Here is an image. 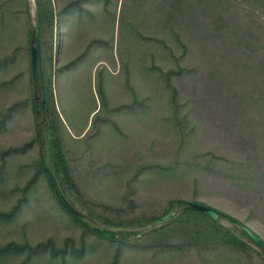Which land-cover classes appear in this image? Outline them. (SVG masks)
Returning <instances> with one entry per match:
<instances>
[{"label":"trees","instance_id":"1","mask_svg":"<svg viewBox=\"0 0 264 264\" xmlns=\"http://www.w3.org/2000/svg\"><path fill=\"white\" fill-rule=\"evenodd\" d=\"M92 0H72L57 6L53 0H35L36 20L39 23L43 78L45 90L44 137L56 163L55 173L62 177L68 188L83 196V188L75 178L66 146V127L57 109L53 75L85 57L93 45L92 41L79 56L68 65L54 67L58 59V39H54L57 25L68 17L77 15L83 24L86 15L93 14L85 3ZM109 0H105L108 4ZM264 0H123L119 17L121 37L129 36L135 52H140L143 44L154 45L162 50L163 59L171 64L165 70L156 65L152 58L150 67L144 66V75L154 79L163 88L168 98L171 112L169 122L173 125L178 144L176 159L171 167L145 166L129 181L119 205L97 204L110 217L95 208H86L87 214L98 225L119 228L121 231L98 233L90 226L70 214L58 199L49 176L45 155L41 149L40 133L37 127L35 142L40 147L39 159L35 163V173L23 186H18L17 198L8 210H0V223L12 222L24 210L32 206L34 187L41 176L49 184L52 198L83 229L81 244L67 239L58 247L53 238L32 244L28 241H12L0 245V262L21 259L19 264H35L47 256L60 257L61 264H70L69 258L78 261L86 252L95 253L99 249H110L114 245L112 259L108 264H121L124 248L142 252L167 253L178 257L190 256L197 264H254L252 253L264 261V256L256 247L244 228L251 230L264 243V239L245 222L217 208L220 216L215 221L197 211L189 202H199L204 185L211 179L213 188L224 198L248 208L249 221L260 212L264 222ZM4 6H0V32L6 34ZM49 33L50 38L46 40ZM33 30L29 31L28 47L25 55L30 61V84L32 87L33 112L35 93L31 72V46ZM137 41H139L138 44ZM48 45L47 52L45 46ZM135 42V44L133 43ZM131 53H134V51ZM21 49L11 55L0 57V69L17 60ZM125 61V60H124ZM126 60L124 69L129 72L131 62ZM139 62L142 63V60ZM50 73L48 74L47 66ZM105 72V70H103ZM155 74V77H154ZM188 79L193 81L188 85ZM146 80V81H147ZM104 80L100 82V86ZM102 87V86H101ZM134 102L137 96L134 95ZM185 100V103L181 101ZM133 102V105H135ZM20 104H15L0 113V127L14 118ZM189 112L183 114V108ZM193 114L195 120L189 119ZM207 122V123H205ZM204 133L207 140L216 139V147L207 151H190V146L199 143ZM10 148L1 152L0 194L6 190L13 178V170H8V158L25 152L29 145ZM218 150L220 153H218ZM191 152L189 155L188 153ZM87 161V160H86ZM89 163V160H88ZM141 174L151 177L184 178L193 181V199L172 198L166 202L159 214L148 211L136 213L135 202L129 201L135 195L133 183ZM100 176V174H99ZM110 176V175H108ZM64 195L65 192L63 191ZM87 196L86 194L84 195ZM73 204V203H72ZM74 205V204H73ZM133 207V208H132ZM183 208L181 211L180 209ZM179 214L168 223H155L172 212ZM130 212H134L131 214ZM228 219L237 227L234 233L221 223ZM150 228L140 235L139 230ZM131 230L127 233L125 230ZM124 230V231H123ZM97 237L86 240L87 234ZM130 237H129V235ZM132 236V238H131ZM122 237V238H121ZM254 245L257 249H253ZM129 250V249H128ZM41 264V263H40Z\"/></svg>","mask_w":264,"mask_h":264},{"label":"rangeland","instance_id":"2","mask_svg":"<svg viewBox=\"0 0 264 264\" xmlns=\"http://www.w3.org/2000/svg\"><path fill=\"white\" fill-rule=\"evenodd\" d=\"M70 1L72 0H53L57 6ZM122 1L109 0L105 4V0H92L84 6L93 16L86 15L83 24L74 15L59 23L55 29L54 39H58L55 68L68 65L92 41H99L75 65L53 75L56 105L66 127L69 161L76 180L83 188L84 195H87L85 197L71 191L62 177L56 175V163L44 137L45 120L38 117L37 122V116L33 112L30 61L25 55V49L28 47L29 31H34L37 23L35 0H0L9 26L8 33L3 35L0 32V57L21 49L15 62L7 69H0V113L20 104L14 118L6 126L0 127V153L32 143L25 152L8 158V170H13V178L7 183L4 193L0 194V210L12 207L17 198V187L23 186L35 173V163L40 152V147L35 142L38 125L43 141L41 149L57 189L73 207L84 214H87L86 208L91 206L98 212L115 217V211L107 214L104 208L97 207L94 203L119 205L129 181L145 166H157L158 169L172 166L178 144L173 125L169 122L171 112L168 98L155 78L147 80L144 75L146 70H143L144 66L152 65L153 57L157 59L156 65L165 70L171 68V64L163 59L162 50L154 45L148 46L137 41L136 44L139 43L141 47L140 52H135L133 49L138 46L132 47L130 37H121L119 17ZM261 15L264 16V13ZM49 38L48 33L46 40ZM48 45L49 42L45 46L46 52ZM132 50L134 53H131ZM129 58L132 61L128 72L124 69V63L126 60L129 62ZM47 71L51 74L49 65ZM103 80L101 87L100 82ZM187 83L192 85L193 81L188 79ZM36 90L39 98L40 91ZM134 95L137 96L136 102ZM181 103H185V100L182 99ZM182 111L187 114L189 109L186 106ZM192 117L193 114L189 119L194 121ZM206 137L202 133L199 143L190 146V151L202 152L216 147V139L207 140ZM213 185V180L209 179L198 201L239 218L264 239V222L261 221L262 217L259 219L262 214L258 211L248 221V208L227 200L214 190ZM133 186L135 195L128 200L135 202L137 214L142 211L159 214L164 207L162 202L172 198L188 201L193 199V181L187 176L173 179L160 174L153 177L141 174ZM180 211L177 210V215ZM221 223L234 233L237 232V226L228 219H221ZM147 230L150 228L139 230L140 235ZM125 231L130 233L131 230ZM82 237L83 229L56 204L44 176L38 179L34 187L32 206L12 222L0 223V245L12 241L36 244L53 238L58 247H62L67 239H72L78 246ZM96 239L95 235H86L88 241ZM251 247L257 249L254 245ZM113 248L114 245H111L107 251L99 249L95 253L86 252L78 261L69 258L70 264H108L112 259ZM252 256L254 264H264L256 253H252ZM20 262L21 259H13L0 264ZM40 263L61 264L60 257L50 256L35 264ZM121 264H197V261L190 256L178 257L167 253L154 255L152 252L124 248Z\"/></svg>","mask_w":264,"mask_h":264},{"label":"water","instance_id":"3","mask_svg":"<svg viewBox=\"0 0 264 264\" xmlns=\"http://www.w3.org/2000/svg\"><path fill=\"white\" fill-rule=\"evenodd\" d=\"M31 72H32V78H33V84H34V93H35V110H36V116H37V122L38 117L41 119V117L46 119V113H45V90H44V78H43V64H42V49H41V38H40V29H39V23L37 22L35 25V29L33 31L32 35V46H31ZM40 91V97L37 98V90ZM45 122V121H44ZM38 125V123H37ZM40 126L38 125V128ZM40 133V140L42 141V134ZM42 145V144H41ZM49 176L51 179V182L53 184V187L55 189L56 195L62 205L65 207V209L72 214L74 217L82 221L84 224L90 226L94 231L98 233L103 232H116L120 230L119 228L114 227H106V226H99L95 221H93L88 215L84 214L83 212L77 210L75 207H73L60 193V191L57 189L55 179L51 172L49 171ZM189 205L196 209L197 211L207 215L211 219L217 221L220 219L219 214L211 207L205 206L198 202H189ZM177 212H172L169 215L163 217L162 219L158 220L155 225H163L165 223H168L171 221L175 216ZM252 241L255 243L256 247L261 251V253L264 256V243L263 241L255 235L251 230L244 228Z\"/></svg>","mask_w":264,"mask_h":264}]
</instances>
